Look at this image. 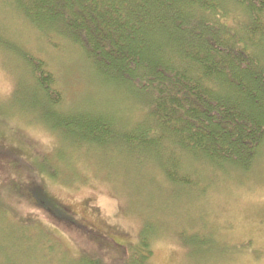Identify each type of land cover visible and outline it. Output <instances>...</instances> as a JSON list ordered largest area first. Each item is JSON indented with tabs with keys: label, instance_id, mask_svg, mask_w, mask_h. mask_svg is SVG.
Here are the masks:
<instances>
[{
	"label": "rangeland",
	"instance_id": "obj_1",
	"mask_svg": "<svg viewBox=\"0 0 264 264\" xmlns=\"http://www.w3.org/2000/svg\"><path fill=\"white\" fill-rule=\"evenodd\" d=\"M16 2L0 0V264H118L119 257L130 264L143 253L145 264H264V147L249 173L224 180L204 171L211 185L194 193L172 189L154 161L118 144L76 149L45 125L26 55L46 62L55 113L106 108L118 112L121 127L139 119L131 110L138 107H116L80 50L50 44ZM27 189L45 192L98 234L55 225L18 200Z\"/></svg>",
	"mask_w": 264,
	"mask_h": 264
},
{
	"label": "trees",
	"instance_id": "obj_2",
	"mask_svg": "<svg viewBox=\"0 0 264 264\" xmlns=\"http://www.w3.org/2000/svg\"><path fill=\"white\" fill-rule=\"evenodd\" d=\"M16 5L50 44L60 40L80 50L116 107L118 102L138 107L131 110L139 123L121 127L118 112L106 108L55 113L54 78L45 61L26 55L34 93L47 110L45 125L66 135L73 147L122 146L129 155L154 161L172 189L193 193L211 185L204 171L229 180L253 170L264 147V0H18ZM17 197L55 225L98 234L45 192L21 190ZM146 258L133 255L129 263L145 264Z\"/></svg>",
	"mask_w": 264,
	"mask_h": 264
},
{
	"label": "flooded vegetation",
	"instance_id": "obj_3",
	"mask_svg": "<svg viewBox=\"0 0 264 264\" xmlns=\"http://www.w3.org/2000/svg\"><path fill=\"white\" fill-rule=\"evenodd\" d=\"M74 214H75V213H74ZM75 215H76V214H75ZM76 216H77V215H76ZM86 222H87L88 224L92 225L89 221L86 220Z\"/></svg>",
	"mask_w": 264,
	"mask_h": 264
}]
</instances>
